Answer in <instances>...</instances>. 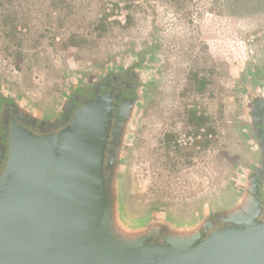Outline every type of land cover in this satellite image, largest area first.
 <instances>
[{
	"label": "rangeland",
	"instance_id": "374dc122",
	"mask_svg": "<svg viewBox=\"0 0 264 264\" xmlns=\"http://www.w3.org/2000/svg\"><path fill=\"white\" fill-rule=\"evenodd\" d=\"M149 43L159 70L132 131L133 213L203 204L244 167L239 86L264 84V0H0V95L35 109Z\"/></svg>",
	"mask_w": 264,
	"mask_h": 264
},
{
	"label": "water",
	"instance_id": "95a60500",
	"mask_svg": "<svg viewBox=\"0 0 264 264\" xmlns=\"http://www.w3.org/2000/svg\"><path fill=\"white\" fill-rule=\"evenodd\" d=\"M92 90L54 122L56 108L21 97V110L10 112L0 149V264H264V161L250 180L251 165L238 168L203 204L157 202L133 213L126 175L140 105L109 83Z\"/></svg>",
	"mask_w": 264,
	"mask_h": 264
},
{
	"label": "flooded vegetation",
	"instance_id": "af4514ba",
	"mask_svg": "<svg viewBox=\"0 0 264 264\" xmlns=\"http://www.w3.org/2000/svg\"><path fill=\"white\" fill-rule=\"evenodd\" d=\"M147 49V50H145ZM155 48L148 44L140 53L128 58L127 60H116L114 64H105L95 72L100 76L91 78L83 85H77L73 81L69 82L68 88L64 89L61 95H58L57 101L53 106L57 108L52 111L51 122L60 118L65 112L69 101H76L80 97L91 95L93 87L102 83H109L111 86H117L125 98H130L140 105L145 94L150 93V84L152 77L158 72V65L155 66ZM245 79V78H243ZM89 82V83H87ZM261 83V84H260ZM2 86V85H1ZM2 89V88H1ZM5 91V90H4ZM0 95V149L5 143V130L8 127L7 122L10 119L9 114L12 110H21L19 99L6 93ZM240 105L237 110L236 127L240 141L244 147V165H251V171L247 173V180H250L258 170V164L264 161V152L262 150L261 136L258 133L260 126L258 120L262 114L263 108L259 107V102L264 101V84L253 80H241L239 86ZM140 107V106H139ZM259 109V111H257ZM46 122V121H45ZM247 152V153H246ZM242 161V160H241ZM240 163V162H239ZM250 185V183H249Z\"/></svg>",
	"mask_w": 264,
	"mask_h": 264
},
{
	"label": "trees",
	"instance_id": "16d2710c",
	"mask_svg": "<svg viewBox=\"0 0 264 264\" xmlns=\"http://www.w3.org/2000/svg\"><path fill=\"white\" fill-rule=\"evenodd\" d=\"M192 124L195 125L197 128H199L200 126L204 125V119L202 118V116H195V119L191 120Z\"/></svg>",
	"mask_w": 264,
	"mask_h": 264
},
{
	"label": "crops",
	"instance_id": "0c3cea01",
	"mask_svg": "<svg viewBox=\"0 0 264 264\" xmlns=\"http://www.w3.org/2000/svg\"><path fill=\"white\" fill-rule=\"evenodd\" d=\"M238 13V12H237ZM243 65V64H242ZM242 65L239 66V68L237 69L238 72L242 71ZM233 72V71H232Z\"/></svg>",
	"mask_w": 264,
	"mask_h": 264
}]
</instances>
